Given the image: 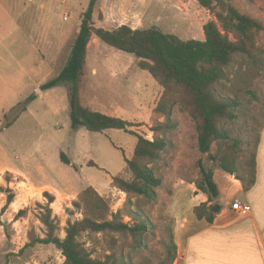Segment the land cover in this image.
<instances>
[{
  "label": "rangeland",
  "instance_id": "374dc122",
  "mask_svg": "<svg viewBox=\"0 0 264 264\" xmlns=\"http://www.w3.org/2000/svg\"><path fill=\"white\" fill-rule=\"evenodd\" d=\"M233 2L264 25V0ZM89 3L0 0V185L15 194L5 211L7 195H0V264L64 263L54 245L24 249L33 237H46L47 228L40 220L46 205L58 225L56 235L64 238L68 222L83 218L74 202L87 187L103 196L115 213L124 210L128 201L112 180L123 173L125 159L132 157L136 136L123 130L91 132L83 127L73 132L70 85L41 89L66 65ZM212 19L215 16L197 0H99L92 22L95 28L156 27L183 40H204L203 26ZM259 44L264 47V31L259 34ZM236 66L231 65L230 74ZM254 86L258 99L248 104L245 98L239 119L229 124L232 137L241 139L244 147L248 142L254 145L264 119V69ZM162 92L154 78L140 68L137 57L92 38L81 84L85 106L130 121L131 130L153 140L151 128L157 119L163 121L155 112ZM173 120L176 127L168 134L170 147L155 164L163 179L158 199L142 202L153 225L146 247L136 248L129 237L85 233L79 240L92 257L104 258L112 247L130 253L134 264H160L167 257L171 235L175 237L176 218L169 209L176 185L199 178L196 163L201 158L209 168L218 167L200 153L190 114L178 105ZM62 153L71 164L63 163ZM92 162L96 165H90ZM46 193L54 197L52 203ZM238 200L244 201L243 196ZM124 221L130 219L124 217ZM111 237H116L117 245L109 244Z\"/></svg>",
  "mask_w": 264,
  "mask_h": 264
},
{
  "label": "trees",
  "instance_id": "16d2710c",
  "mask_svg": "<svg viewBox=\"0 0 264 264\" xmlns=\"http://www.w3.org/2000/svg\"><path fill=\"white\" fill-rule=\"evenodd\" d=\"M98 2L90 0L66 65L41 89L46 91L62 84L70 85L73 132L83 127L91 132L123 130L136 136L132 157L125 159L123 173L112 180L113 186L125 193L128 201L124 210L115 213L103 196L92 186L87 187L74 202L77 210L83 213V218L68 222L64 238L56 235L58 225L52 219L49 205H46L40 216L47 228L46 237H33L24 249L39 244L54 245L64 257L63 264H134L130 253L114 247L109 248L111 253L104 258L92 257L79 239L85 233L120 235L132 238L136 248L146 247L153 225L145 215L142 202H156L157 189L163 185L155 164L170 147L168 134L176 127L173 120L176 106H181L194 120L200 153L207 155L215 167L239 179L245 192L254 187L257 149L264 119L254 145L248 142L246 147L241 139L232 137L229 124L239 119L245 98L248 104L258 99L254 85L264 69V47L259 44V34L264 31V25L255 17L243 13L233 0H197L200 7L215 16V20H209L203 26L204 40H183L156 27L133 29L122 25L115 29L95 28L92 21ZM94 36L113 48L137 57L140 68L147 71L163 89L155 108L163 121L157 119L151 128L153 140L131 130L134 125L130 121L84 105L81 84L85 77L88 45ZM234 63L237 64L236 69L230 74L228 69ZM33 99L29 98L31 101ZM262 112L264 116V109ZM61 160L71 164L64 153ZM90 165L96 164L92 162ZM196 166L199 178L192 182L208 200L195 208V214L199 220L213 223L224 208L214 181V168H209L202 158ZM2 193L7 195L5 211L14 202L15 194L0 185V195ZM46 194L49 203H52L54 197ZM134 198L136 201H133ZM124 217H128L130 222H125ZM109 244L117 245L116 237H111ZM176 256L177 245L172 234L168 255L160 264H173Z\"/></svg>",
  "mask_w": 264,
  "mask_h": 264
},
{
  "label": "crops",
  "instance_id": "0c3cea01",
  "mask_svg": "<svg viewBox=\"0 0 264 264\" xmlns=\"http://www.w3.org/2000/svg\"><path fill=\"white\" fill-rule=\"evenodd\" d=\"M256 167V183L248 192L234 175L214 168L224 208L213 223L199 220L195 214V208L208 197L193 183L181 181L176 185L169 209L176 218L177 256L173 264H264V128ZM240 196L244 201L238 200ZM238 201L251 210L239 214L232 208Z\"/></svg>",
  "mask_w": 264,
  "mask_h": 264
},
{
  "label": "built area",
  "instance_id": "2783aa9c",
  "mask_svg": "<svg viewBox=\"0 0 264 264\" xmlns=\"http://www.w3.org/2000/svg\"><path fill=\"white\" fill-rule=\"evenodd\" d=\"M232 208L239 214H246L251 210V207L249 205L243 204L239 201L233 203Z\"/></svg>",
  "mask_w": 264,
  "mask_h": 264
}]
</instances>
